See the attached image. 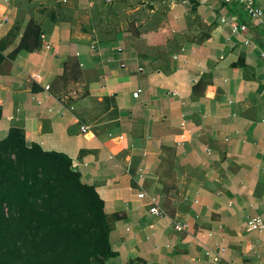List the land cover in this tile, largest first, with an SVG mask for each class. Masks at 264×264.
<instances>
[{
	"label": "crops",
	"instance_id": "1",
	"mask_svg": "<svg viewBox=\"0 0 264 264\" xmlns=\"http://www.w3.org/2000/svg\"><path fill=\"white\" fill-rule=\"evenodd\" d=\"M124 1L97 24L119 1L0 0V140L71 160L103 202L105 264H264L246 226L264 222V24L233 0Z\"/></svg>",
	"mask_w": 264,
	"mask_h": 264
},
{
	"label": "trees",
	"instance_id": "2",
	"mask_svg": "<svg viewBox=\"0 0 264 264\" xmlns=\"http://www.w3.org/2000/svg\"><path fill=\"white\" fill-rule=\"evenodd\" d=\"M108 232L102 200L67 156L19 134L0 140V264H105Z\"/></svg>",
	"mask_w": 264,
	"mask_h": 264
},
{
	"label": "built area",
	"instance_id": "3",
	"mask_svg": "<svg viewBox=\"0 0 264 264\" xmlns=\"http://www.w3.org/2000/svg\"><path fill=\"white\" fill-rule=\"evenodd\" d=\"M233 1L240 4L241 6H243L247 10V12L249 13V15L251 17L257 19L261 24H264V14L259 8L254 6L252 0H233ZM236 29H237L236 26L232 27L233 32H236ZM245 43H247V41H245ZM91 47L93 48L94 46H91ZM118 50H120V48H118ZM260 57L264 61V50L261 51ZM121 66H124V64L122 63ZM139 69H141V68H139ZM48 88H49V86L46 85L45 89H48ZM139 93H140V89H136L132 93V96L134 98H137ZM174 93L175 92H172V94H174ZM63 113H64L63 111L59 112V114H63ZM86 130H87V127H85V126L81 127L82 132H86ZM137 196L138 197H144L145 194H144V192H139L137 194ZM149 202H150V205H149L148 211L150 214H152L154 216H159V217H167L166 211L159 206L155 197H149ZM168 220H169V223L171 224L173 230L178 231V232L183 231L187 226L184 221H180V220H176V219H172V218H169ZM246 226L248 228L256 227V228L261 229L262 227H264V222L262 221L261 218L254 217V218L248 219ZM207 235H210V233H208ZM212 251H213L212 252L213 253V260L218 262L222 259L221 255L225 252V247L216 246L214 248V250H212Z\"/></svg>",
	"mask_w": 264,
	"mask_h": 264
},
{
	"label": "rangeland",
	"instance_id": "4",
	"mask_svg": "<svg viewBox=\"0 0 264 264\" xmlns=\"http://www.w3.org/2000/svg\"><path fill=\"white\" fill-rule=\"evenodd\" d=\"M117 1H119V5L117 8H112V7L101 8V7H98L95 9L94 16H95V21L97 22V24H102V23L107 24V23H110V21L112 19L126 18V16L124 15L126 13V11L123 8V5L126 2L124 0H117ZM136 1L143 2L146 5L149 4V3H146V0H136ZM113 13H114V15H113ZM99 30H102L101 26H99ZM19 240H21L20 242H22V243H28L29 237H24L21 234V236L19 237Z\"/></svg>",
	"mask_w": 264,
	"mask_h": 264
}]
</instances>
